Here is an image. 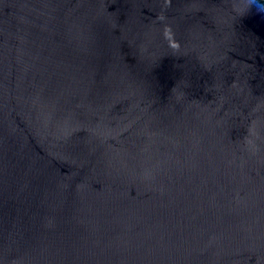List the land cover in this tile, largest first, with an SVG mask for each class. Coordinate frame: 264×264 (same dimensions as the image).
<instances>
[{
  "label": "water",
  "instance_id": "obj_1",
  "mask_svg": "<svg viewBox=\"0 0 264 264\" xmlns=\"http://www.w3.org/2000/svg\"><path fill=\"white\" fill-rule=\"evenodd\" d=\"M0 264H264V0H0Z\"/></svg>",
  "mask_w": 264,
  "mask_h": 264
}]
</instances>
